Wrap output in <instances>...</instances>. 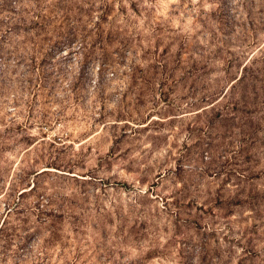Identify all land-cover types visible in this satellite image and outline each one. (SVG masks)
Masks as SVG:
<instances>
[{"label":"rangeland","instance_id":"rangeland-1","mask_svg":"<svg viewBox=\"0 0 264 264\" xmlns=\"http://www.w3.org/2000/svg\"><path fill=\"white\" fill-rule=\"evenodd\" d=\"M0 264H264V0H0Z\"/></svg>","mask_w":264,"mask_h":264}]
</instances>
